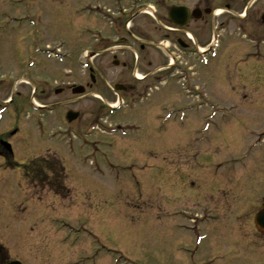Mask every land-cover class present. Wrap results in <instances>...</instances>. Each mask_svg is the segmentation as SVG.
I'll return each instance as SVG.
<instances>
[{"label": "rangeland", "instance_id": "374dc122", "mask_svg": "<svg viewBox=\"0 0 264 264\" xmlns=\"http://www.w3.org/2000/svg\"><path fill=\"white\" fill-rule=\"evenodd\" d=\"M91 1L0 0V30L6 33L0 36V80H4L7 70L11 72L18 65L32 63L37 64L33 70L38 76L36 82L55 80L62 73L58 70L61 67L67 71L66 82L77 85L76 76L88 72L82 67L85 62L82 53L89 49L82 30L89 26L85 18L75 16V11L80 6L90 5ZM104 1L101 3L105 4ZM111 5L108 0L106 7L113 10ZM153 36L159 39V35ZM60 43L68 46L61 53L70 52L73 58L70 64L58 65L45 59L48 49ZM149 52L150 57H157L153 51ZM208 62V66L195 70L196 84L193 85L207 89L209 103L239 104V96L231 92L225 82L219 81L218 63L214 59ZM84 81L89 82V78L86 76ZM146 82L143 85L151 81ZM164 84L152 91L141 105L124 107L113 116L98 120L106 122L107 128L136 125L143 130L141 134L106 136L98 129L100 132L85 137L88 143L85 146L81 143L77 146L76 139L68 142L73 148L70 155L53 137H62L63 130H67V135L76 132L82 136L92 126L99 104L107 107L116 104L115 94L103 90L104 95L99 93L101 100H95L92 93L87 92L83 96L52 95L50 103L65 99L66 107L56 106V114L43 118L38 128L31 119L32 110L27 111L28 88L22 86L24 101H14L18 115L23 114L15 116L10 111L0 123V134L16 123L19 126L14 163L7 166L0 162V264L10 261L109 264L107 258H101L106 249L119 251L141 264L145 261L147 264H186L184 256L177 253L174 246L186 236L173 225L182 222L177 216L179 211L192 215V211H199L206 202L213 204L212 190L203 195L198 204L192 199L204 194L203 189L212 177L219 185L221 181L225 185L252 187V181L258 180L260 187L264 186V136H257L264 132V96L242 99L241 108L229 114H211L207 110L198 114L196 107L186 110L198 103L195 97H187L174 79ZM137 86L140 90L142 84ZM10 89L9 85L1 100L9 101ZM34 102L44 104L38 98ZM64 110L80 112L81 122L68 125L63 116H58ZM95 141L100 143L96 146L98 152L93 147ZM191 141L194 143L189 146ZM109 144L113 146L106 147ZM100 154H107L113 163L119 164L104 177L90 172L99 164ZM193 155L198 156L195 157L197 163L206 162L199 169L189 170ZM233 159H240L242 163L222 168L215 174L219 162ZM42 160L63 169L52 179L60 190L58 197L46 188L49 178L46 182L41 176L33 178L36 169L43 168ZM84 161L87 163L83 166ZM124 164L145 168L139 172L131 166L122 168ZM131 177H140L141 190L132 186ZM190 189L193 191L187 197L185 192ZM225 224L205 228L211 241L214 234L228 233L231 224Z\"/></svg>", "mask_w": 264, "mask_h": 264}, {"label": "flooded vegetation", "instance_id": "af4514ba", "mask_svg": "<svg viewBox=\"0 0 264 264\" xmlns=\"http://www.w3.org/2000/svg\"><path fill=\"white\" fill-rule=\"evenodd\" d=\"M109 1L112 2L113 10L106 7L108 0L104 1L105 4L101 3V0H93L90 6H86L90 8V15L83 10V6L75 11L76 17L85 18L84 22L89 26L82 30V34L90 49L92 66L89 74H76V79L79 80L77 85L83 86L85 92L92 93V96L96 93L104 95L102 91L108 89L115 94L116 100L130 98L128 101L137 105L142 93L153 81L172 77L175 83H178L185 77L188 88L181 90L187 96H192L199 92L193 85L196 84L195 70L201 67L199 59L202 56L208 58L214 40L213 32H216L219 34L215 58L220 69L219 81L225 82L231 92H235L241 99L239 104H222L220 107H234L239 110L242 99L264 96V0ZM145 9H148L150 14H143ZM126 27L128 29H125ZM113 28L121 35L113 33ZM152 34L159 35V39ZM164 42H168L169 49L161 48ZM149 50L157 57H150ZM99 57L106 58L100 60ZM45 63L44 60L43 66ZM33 70V67L25 69L24 64L16 66L14 71H6V74H9L7 80L10 82L2 78L0 80V109L6 106L7 109L11 108V113H16L14 99L22 100L24 86L28 88L27 110H43L49 115L56 114V106L66 107L65 99L53 103L49 101L52 95L56 97L72 93L74 84L66 82V70L60 67L58 70L62 73L55 80L43 79L38 82V76ZM86 76L89 82H83ZM146 81L152 83L143 85ZM138 84H142L140 90ZM9 85L10 101H3L2 94ZM20 87L21 92L18 90ZM35 98L44 104L34 106ZM104 107H107L106 104H99L91 124L98 125ZM21 108L23 109L22 105ZM67 112H59L58 116H63L65 120ZM75 112L76 119L69 125L81 122V113ZM17 128L16 123L7 132L0 134V160L7 166L13 163L15 156L14 141L18 136ZM3 142L9 146L5 147L1 144ZM191 145L190 143L189 146ZM193 156L192 165L187 167L189 170L199 169L206 162L197 163L195 157L198 156ZM236 164V159L221 161L214 172L216 174L220 169L234 167ZM252 182V187L225 185L221 181L222 185H219V181L212 177L208 186L203 189L204 194L200 193L196 198H191L198 204L204 198L203 195L212 190L213 204L206 202L205 206L198 208L199 211H192V215L182 211L177 213L182 222L173 226L177 232L185 234L186 238H182L174 246L175 251L184 256L186 264H264V228L260 229L255 222L264 202V186L262 184L260 187L258 180ZM192 191L190 189L185 192L186 196L189 197ZM178 192L180 194L181 191ZM174 199L178 200V197L175 196ZM242 205L246 207L243 209ZM225 223L231 224L228 233L214 234V240L211 241L205 228L212 225L224 226ZM107 253L102 258H107L109 264L116 261L119 264H141L116 251L108 250Z\"/></svg>", "mask_w": 264, "mask_h": 264}, {"label": "water", "instance_id": "95a60500", "mask_svg": "<svg viewBox=\"0 0 264 264\" xmlns=\"http://www.w3.org/2000/svg\"><path fill=\"white\" fill-rule=\"evenodd\" d=\"M74 92L80 93L81 89L77 88ZM67 117H68L67 120H72L75 118V114L69 113ZM260 212H261L260 217H258V219L255 222H257L259 226L261 225L264 226V204ZM11 264H18V263H11Z\"/></svg>", "mask_w": 264, "mask_h": 264}]
</instances>
